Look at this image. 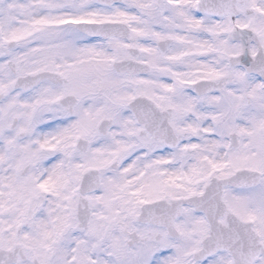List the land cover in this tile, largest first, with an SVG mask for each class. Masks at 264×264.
I'll use <instances>...</instances> for the list:
<instances>
[{
  "label": "snow or ice",
  "instance_id": "1",
  "mask_svg": "<svg viewBox=\"0 0 264 264\" xmlns=\"http://www.w3.org/2000/svg\"><path fill=\"white\" fill-rule=\"evenodd\" d=\"M0 264H264V0H0Z\"/></svg>",
  "mask_w": 264,
  "mask_h": 264
}]
</instances>
